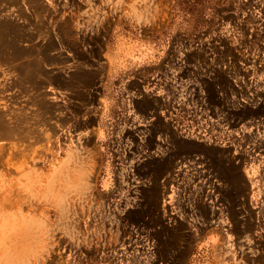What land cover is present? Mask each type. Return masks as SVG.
I'll use <instances>...</instances> for the list:
<instances>
[{"label": "rangeland", "instance_id": "374dc122", "mask_svg": "<svg viewBox=\"0 0 264 264\" xmlns=\"http://www.w3.org/2000/svg\"><path fill=\"white\" fill-rule=\"evenodd\" d=\"M0 116V264H264V0H0Z\"/></svg>", "mask_w": 264, "mask_h": 264}, {"label": "bare ground", "instance_id": "6f19581e", "mask_svg": "<svg viewBox=\"0 0 264 264\" xmlns=\"http://www.w3.org/2000/svg\"><path fill=\"white\" fill-rule=\"evenodd\" d=\"M15 30V29H14ZM20 32V31H19ZM15 33V32H14ZM10 47V46H9ZM4 116V115H3ZM1 117V116H0ZM2 122H3V120H2ZM1 122V123H2ZM4 124V125H3ZM3 124H1L2 126H6L5 125V123L3 122ZM1 125H0V128H1ZM9 125V124H8ZM1 131V130H0ZM2 132V131H1ZM10 131H5L4 133H6V134H10L9 133ZM3 133V134H4ZM5 134V135H6ZM184 151H185V153L184 154H186L188 157H191V155H192V153L194 152V151H199L201 154H204L205 156H209L210 158H213L214 160H216V161H218L219 159H221V157H220V151L219 150H217L216 148H213V147H204V146H201V145H199V144H197L196 142H192V141H188V144L187 145H185V148H184ZM198 152V153H199ZM226 154V153H225ZM217 156V157H216ZM216 157V158H215ZM222 159H224L225 161H226V163L227 164H224V165H227V168L229 167L230 169H233V167L234 168H237V167H235L234 166V164L231 162V161H228V159H225V158H222ZM166 161H169V159L167 158L166 159ZM171 162H172V159H171ZM170 162V163H171ZM173 163H174V161L172 162V164L171 165H169V167L170 166H172L173 165ZM167 166L166 167H161V169H160V172H162L163 170H165L164 172L166 173L167 172Z\"/></svg>", "mask_w": 264, "mask_h": 264}, {"label": "water", "instance_id": "95a60500", "mask_svg": "<svg viewBox=\"0 0 264 264\" xmlns=\"http://www.w3.org/2000/svg\"><path fill=\"white\" fill-rule=\"evenodd\" d=\"M197 144H199V143H197ZM199 145H201V146H204V145H202V144H199ZM199 151H194L193 153H192V155L191 156H193L194 154H201L200 152L198 153ZM203 155V154H202ZM217 157V156H216ZM215 157V158H216Z\"/></svg>", "mask_w": 264, "mask_h": 264}, {"label": "crops", "instance_id": "0c3cea01", "mask_svg": "<svg viewBox=\"0 0 264 264\" xmlns=\"http://www.w3.org/2000/svg\"><path fill=\"white\" fill-rule=\"evenodd\" d=\"M92 233H95V231H92ZM153 258V257H152Z\"/></svg>", "mask_w": 264, "mask_h": 264}]
</instances>
